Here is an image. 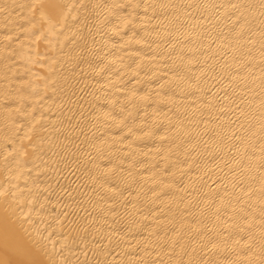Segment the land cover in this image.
I'll use <instances>...</instances> for the list:
<instances>
[{
  "label": "bare ground",
  "instance_id": "bare-ground-1",
  "mask_svg": "<svg viewBox=\"0 0 264 264\" xmlns=\"http://www.w3.org/2000/svg\"><path fill=\"white\" fill-rule=\"evenodd\" d=\"M0 264H264V0H0Z\"/></svg>",
  "mask_w": 264,
  "mask_h": 264
}]
</instances>
